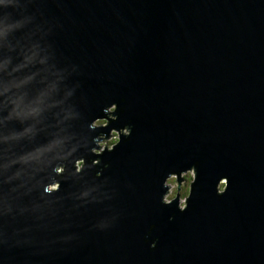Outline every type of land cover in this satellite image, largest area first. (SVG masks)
<instances>
[{"label":"water","instance_id":"95a60500","mask_svg":"<svg viewBox=\"0 0 264 264\" xmlns=\"http://www.w3.org/2000/svg\"><path fill=\"white\" fill-rule=\"evenodd\" d=\"M47 3L67 14L53 39L82 66L85 116L107 121L99 137L121 138L100 158L121 216L67 252L13 250L9 264H264V0ZM113 102L117 112L103 114ZM193 165L186 210L179 193L163 206L164 179L175 175L179 190ZM97 214H85V227Z\"/></svg>","mask_w":264,"mask_h":264},{"label":"clouds","instance_id":"9594fccd","mask_svg":"<svg viewBox=\"0 0 264 264\" xmlns=\"http://www.w3.org/2000/svg\"><path fill=\"white\" fill-rule=\"evenodd\" d=\"M66 16L50 14L47 0H0V253L5 264L13 250L30 257L67 252L86 233L111 231L121 216L113 205L118 191L104 176L109 164L101 167L100 159L121 138L116 133L99 137L97 129L105 121L85 116L82 66L64 56L53 39ZM117 110L113 102L102 112ZM120 129L129 138L132 126ZM188 169L192 186L195 165ZM218 182L215 191L221 196L228 181L223 191L217 190ZM163 187L167 191L160 203L170 206L177 199L166 178ZM189 195L178 199L180 213ZM91 210L98 214L85 227ZM152 230L149 226L143 237L150 251L158 243V238L149 242Z\"/></svg>","mask_w":264,"mask_h":264},{"label":"rangeland","instance_id":"374dc122","mask_svg":"<svg viewBox=\"0 0 264 264\" xmlns=\"http://www.w3.org/2000/svg\"><path fill=\"white\" fill-rule=\"evenodd\" d=\"M100 120L105 121V123L103 125H101V126H106L107 125V121L105 119H100ZM113 133H116L117 135H119V133H117L116 131H112V133H110V135L108 137H110ZM121 133H123V130L121 131ZM191 172L192 171L181 173V178L184 180V177H186V175L191 176ZM166 184L168 185V189L172 190V194L175 197H176V193L178 194L181 191L180 189L178 190L177 182H176V176L175 175H173V176L170 175L169 178H167V180H166ZM222 184H221V188L223 186ZM185 185H186V183H185V180H184V181L181 182V188H183ZM180 198H181V194H180Z\"/></svg>","mask_w":264,"mask_h":264},{"label":"trees","instance_id":"16d2710c","mask_svg":"<svg viewBox=\"0 0 264 264\" xmlns=\"http://www.w3.org/2000/svg\"><path fill=\"white\" fill-rule=\"evenodd\" d=\"M189 177H191V176H188V175H186V177H184V180H185V183H186V185L183 187V189L181 188L180 190H182V192H179V194H184V193H188V191H189V186H190V178ZM188 178V179H187ZM183 179H182V181H184ZM177 190V189H176Z\"/></svg>","mask_w":264,"mask_h":264},{"label":"flooded vegetation","instance_id":"af4514ba","mask_svg":"<svg viewBox=\"0 0 264 264\" xmlns=\"http://www.w3.org/2000/svg\"><path fill=\"white\" fill-rule=\"evenodd\" d=\"M181 189V188H180ZM183 189V188H182ZM180 192H182V190L180 191Z\"/></svg>","mask_w":264,"mask_h":264}]
</instances>
